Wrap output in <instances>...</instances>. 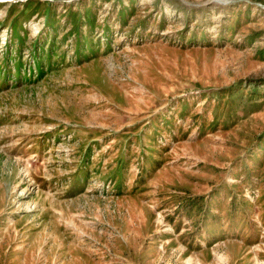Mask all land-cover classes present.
I'll return each instance as SVG.
<instances>
[{
  "label": "rangeland",
  "instance_id": "obj_1",
  "mask_svg": "<svg viewBox=\"0 0 264 264\" xmlns=\"http://www.w3.org/2000/svg\"><path fill=\"white\" fill-rule=\"evenodd\" d=\"M0 264H264V0H0Z\"/></svg>",
  "mask_w": 264,
  "mask_h": 264
}]
</instances>
